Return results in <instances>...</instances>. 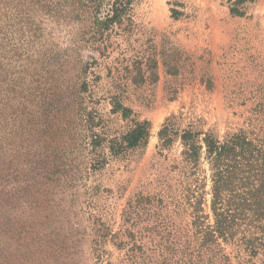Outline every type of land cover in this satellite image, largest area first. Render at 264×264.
<instances>
[{"label": "rangeland", "instance_id": "obj_1", "mask_svg": "<svg viewBox=\"0 0 264 264\" xmlns=\"http://www.w3.org/2000/svg\"><path fill=\"white\" fill-rule=\"evenodd\" d=\"M14 4L0 21L4 34L14 23L11 44L30 25L47 69L79 60L87 90L52 97L65 64L35 76L22 112L0 76L1 168L11 159L18 174L0 205V264H264L238 242L199 251L192 203L213 223L212 169L202 142L199 165L186 160L181 137L243 132L264 159V0H134L131 19L96 38L63 0ZM144 122L146 141L124 143Z\"/></svg>", "mask_w": 264, "mask_h": 264}, {"label": "trees", "instance_id": "obj_2", "mask_svg": "<svg viewBox=\"0 0 264 264\" xmlns=\"http://www.w3.org/2000/svg\"><path fill=\"white\" fill-rule=\"evenodd\" d=\"M47 1L54 3L59 0ZM63 1L68 3L69 11H75L73 14H77L79 19H88L92 38H96L98 35L104 36L111 27L122 25L127 19H131L134 0ZM15 2L17 0H0V21L2 9L11 5L12 7H6L4 14H12ZM9 28L11 32L5 34L0 28V76L7 92L12 93L17 89L23 99L19 104L22 112L28 108L27 103H31L27 97L33 95L40 86L35 76L48 71L50 77L55 79L65 64L67 75L60 85L56 83L50 88L53 90L52 97L55 98L59 91H62V94L70 91L78 98L82 91L87 90L86 80L81 79L83 68L80 67L79 60H68L60 65L52 63L47 69V48L33 47L35 42H38L36 38L43 34H32V27L27 24V30L24 29L23 33L25 45L14 46L11 44L12 40L17 41L14 37V23L10 24ZM27 80L29 82L26 84ZM17 96L18 94L15 95ZM13 101L11 105L14 107ZM115 105L116 108H125L120 101H116ZM72 106H77V102L74 101ZM167 129L165 127L160 131L162 139L165 138ZM147 135V122L139 123L123 138V142L128 146H135L142 140L146 141ZM201 136V132L194 133L191 130H184L181 134L186 147L185 154L190 158L186 160L195 168L199 165L200 150L203 147L199 142H202L212 169L213 223L209 221V215L204 213L202 201L198 197L195 196L196 199L192 203V227L196 238L200 240L199 251L212 254L217 249L223 250L222 242H238L252 257H264V159H255L252 149L254 142L243 132L229 135L224 140L212 133H205L203 138ZM1 152L0 143V205L3 201L7 204L12 201L15 195L14 182L16 183L18 176L17 168L13 169L11 159L8 161L7 174L4 173L1 168ZM28 185H25V189H28ZM36 197L39 198V195ZM229 260L226 255L225 264H231Z\"/></svg>", "mask_w": 264, "mask_h": 264}]
</instances>
